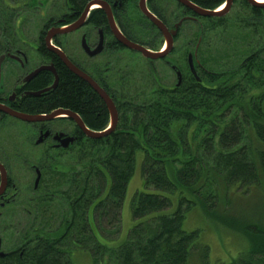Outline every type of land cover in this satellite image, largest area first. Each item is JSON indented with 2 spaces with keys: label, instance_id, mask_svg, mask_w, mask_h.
<instances>
[{
  "label": "trees",
  "instance_id": "trees-1",
  "mask_svg": "<svg viewBox=\"0 0 264 264\" xmlns=\"http://www.w3.org/2000/svg\"><path fill=\"white\" fill-rule=\"evenodd\" d=\"M196 1L216 8L223 0ZM6 3L0 6V30L13 32L18 6L6 11ZM250 11V19L264 26V6ZM259 32L264 39V28ZM234 66L226 71L202 66L197 78L184 73L180 85L158 84L124 95L117 127L92 138L86 145L88 158L73 171L79 172L75 184L82 191L66 195L83 206L81 218L37 230L35 250L27 244L23 256L0 258V264H75V246L89 250L97 264L105 256L114 264H186L194 249L208 253L207 246L196 242L199 229L184 226L197 206L250 242L230 264H264V206L230 212L233 191L264 181V43ZM89 92L93 88L86 81L63 69L53 93L38 100L44 108L74 107L93 128L103 130L110 121L108 107ZM138 152L144 188L131 201L138 222L124 242L110 246L101 239L122 226ZM38 193L37 216L47 220L52 201L46 191ZM106 222L112 228L108 236L102 233Z\"/></svg>",
  "mask_w": 264,
  "mask_h": 264
},
{
  "label": "flooded vegetation",
  "instance_id": "flooded-vegetation-1",
  "mask_svg": "<svg viewBox=\"0 0 264 264\" xmlns=\"http://www.w3.org/2000/svg\"><path fill=\"white\" fill-rule=\"evenodd\" d=\"M90 1L64 0L60 9L61 5L55 4L58 7L55 11L49 10L48 1L26 2V6L34 9L26 16L28 19L43 18L37 37L35 33H27L28 28L25 29L23 25L28 19L24 15H21L22 19L19 16L15 19L13 32L0 30V57L5 55L0 79V104L8 108L7 111L0 109V251L4 252V255L0 253V258L23 256L27 244L35 250L37 217L34 211L45 172L55 171V167H58L56 160L73 159L83 154L86 145L92 143V138L95 139L86 132L79 119L89 129L100 131L88 123L80 110L68 105L44 108L38 99L53 93L60 82L61 70L67 69L93 88L89 97H100L107 105L91 82L75 72L59 53L49 47L47 37L50 36L51 43L65 54L73 67L87 73L108 93L119 111L121 98L126 93L131 94L133 84L138 79L124 65L125 62L130 66V62L120 56L121 51L128 55L125 50L134 49L118 39L117 30L130 40L153 49L165 43L163 32L143 10V3L170 31L177 30L169 54L175 51L176 39L182 35V22L176 27L179 21L195 22L204 32L201 17H221L200 14L180 0H173L174 4H170V0L167 3L165 0H100L102 5L96 2L86 13ZM191 1L203 9H221L228 0H223L216 8H206L196 0ZM236 1H231L228 12ZM38 2L43 4L41 9L37 8ZM240 2L242 6H255L248 0ZM106 6L114 21L109 17ZM187 9L192 13L174 20L175 16ZM195 37L196 32L188 37L187 44L190 47L194 45L197 50ZM56 110H62V113L54 115ZM3 172L6 181H3ZM31 172L32 177L28 175ZM32 190L34 195L31 196ZM43 190L53 200L55 190L60 191V188L43 186Z\"/></svg>",
  "mask_w": 264,
  "mask_h": 264
},
{
  "label": "rangeland",
  "instance_id": "rangeland-1",
  "mask_svg": "<svg viewBox=\"0 0 264 264\" xmlns=\"http://www.w3.org/2000/svg\"><path fill=\"white\" fill-rule=\"evenodd\" d=\"M46 1H48L47 7L49 10L54 11L58 8L55 4L63 5L64 3V0H39L40 3ZM167 1L168 0H165V3H167ZM174 1L170 0V4L171 2L174 4ZM6 2L7 0H0V6L3 7ZM26 2L30 1L8 0L5 10L8 11L9 8L11 9L19 6L14 9V18L18 19L20 17L22 19L21 15L26 17L31 11H34L32 7L26 6ZM33 2L34 0H32V3ZM39 2L37 8L41 9L43 4L40 5ZM250 8L251 7L249 6H242L240 0H237L232 10L230 12H225L221 17H201L202 19L200 23L204 28V32L199 30L197 23L190 20L182 21V35L176 39V49L172 54H169V52L164 57L149 58L137 50H125L128 52V55H126L121 51L120 56H123L131 64L128 66V64H125L124 62L125 67L128 71L132 70L134 76H137L138 79L133 84L131 95L135 89L139 91H147L154 86H158V84L173 86L178 80V72L176 69L183 71L189 76L191 73L189 61L190 54L193 55L194 65L197 67V73L200 72L202 66L217 71H226V69L232 68L235 64L234 67H236L237 64L249 54L252 47L258 48L260 42L264 43V39L259 32V30L262 32L264 26L258 23L259 20L255 21L250 19L252 17L251 11H249ZM137 12H139L138 9ZM191 13L192 12L188 9L184 13L182 11L179 16L177 15L174 17V20L178 21L184 14ZM26 18L28 19L29 17ZM41 23H43V18L38 17L36 20H26V24L23 26H25V29L28 28V34L34 35L35 33V37H37V31H39ZM195 32L196 40H194V43L198 41L196 45L197 50L194 48V45L190 47L187 44L188 37ZM143 38L146 39L145 37ZM30 40L34 41L35 39ZM147 40L150 41V39ZM160 47L161 46H156V49H159ZM123 61L125 60L123 59ZM126 94L129 95L128 93ZM3 130L5 129L3 128ZM89 152L90 151L85 149L83 154L73 159L66 158L56 160L55 163L58 164V167H55V171L45 172L43 180L44 184H42V190H39V192H45L43 186H55L60 188V191L55 190L56 197L51 200V214L47 216V220L39 219L36 206L34 212L37 217L36 227L38 231L53 229L59 224V222L61 223L65 221V223L71 224L81 218L83 206H77L73 203L72 197L66 195V192L70 190L67 193L74 196L76 190L82 191V187L80 185L76 187L75 184L77 180L76 178H78L76 174L79 172L73 171L75 168L79 167L78 165L86 161L88 158L87 153ZM141 157L142 153L138 152L136 172L132 176L128 185L121 211L122 219L120 223L122 226L118 232H115L116 229L113 228L114 231L112 234H108L110 235V238L101 239L103 243H107L110 246H118L124 242L129 230L138 222V220L132 215L131 201L136 192L144 188L141 173ZM28 175L32 177L33 172L28 173ZM83 180L84 179L82 178L81 181ZM30 194L31 196L34 195L33 190ZM227 197V195L224 196V198ZM230 200V212L239 213L242 210L253 209L255 206H257L258 211L262 210L264 206V181L258 185L249 184L241 190L233 191L230 194ZM33 201L36 203L35 198ZM76 210L78 212H76ZM258 216L259 218H262L261 214H258ZM184 222V226L187 230L199 229V235L196 238V242L200 243L201 246L205 245L208 247L207 256L204 255V252H199V249H194L186 264H230L238 257L240 252L248 249L250 242L246 238L240 235L238 231L230 229L213 218L207 217L199 206L195 207L188 213ZM111 229L110 224L106 222L102 233L105 234V236H108L106 234L107 232L110 233L109 230ZM71 256L75 264H97L94 263L91 252L82 247L75 246ZM100 264L114 263H111L105 256L104 259L100 260Z\"/></svg>",
  "mask_w": 264,
  "mask_h": 264
},
{
  "label": "water",
  "instance_id": "water-1",
  "mask_svg": "<svg viewBox=\"0 0 264 264\" xmlns=\"http://www.w3.org/2000/svg\"><path fill=\"white\" fill-rule=\"evenodd\" d=\"M180 1L183 4L187 5L188 7L196 10L200 14H203V15H212V16H221L225 12L228 11L232 0H228L227 1V4L223 5L224 8H221V9H203V8L197 6L191 0H180ZM248 1L252 5H255V6L256 5L257 6H264V2L259 1V0H248ZM96 2L99 5H102V2L100 0H92L87 5L86 13L89 11V9L91 7H93V5H95ZM142 8L149 15V17L153 20V22H155L157 24V26L159 27V29L165 35V38H166V45L165 46H166V48L164 50L163 49H161V50H153V49H151V48H149V47H147V46H145V45H143V44H141L139 42L130 40L125 35H123L122 32H120L119 30H117L118 39L121 42H123L125 45L133 48L134 50L140 51L146 57H149V58H160V57H164L173 48L174 35H175V33H177V30H173V32L170 31L168 29L167 25L161 19L157 18L153 13H151L148 10L147 6H145V3H143ZM106 9H107V12H108L109 17L111 18V20H113V15H112L111 11L108 9L107 6H106ZM181 22H182V20L177 23L176 27L179 26L178 24H180ZM47 41H48L49 47L51 49L55 50L57 53H59L71 65V67L73 68V70L75 72H77L80 76L88 79L91 82V84L94 86V88L99 92V94L107 102L108 108L110 110L111 122H110L109 126L106 129H104L102 131H94V130H91L84 123L83 120L79 119L80 124L85 128L86 132L89 135L93 136V137H102V136H105V135L109 134L110 132H112L116 128V125H117V122H118V118H119L118 110H117V107H116L113 99L108 95V93L103 88H101L95 81H93L92 78L87 73H85L84 71H81L80 69H77V68L73 67V65L67 59V57L65 56V54L58 47H56L55 45H53L51 43L50 36L47 37ZM4 58H5V55H2L0 57V79H1V75H2V62H3ZM189 61H190V65H191L192 70H195L194 60H193V55L192 54L189 55ZM177 72H178V78H179V80H178L177 83H178V85H180L181 82H182V75H181V71L179 69H178ZM0 109H3V110H6L7 109L8 110V108L7 107L5 108L2 104H0ZM61 111L62 110H56L54 112V115L57 114V113H62ZM63 113H65V112H63ZM3 181H6V178L4 177V172H3ZM3 184H4V182H3ZM3 184H2V186H3ZM0 248H1V241H0ZM0 253H1V255H4V252L0 251Z\"/></svg>",
  "mask_w": 264,
  "mask_h": 264
},
{
  "label": "bare ground",
  "instance_id": "bare-ground-1",
  "mask_svg": "<svg viewBox=\"0 0 264 264\" xmlns=\"http://www.w3.org/2000/svg\"><path fill=\"white\" fill-rule=\"evenodd\" d=\"M33 262V261H32Z\"/></svg>",
  "mask_w": 264,
  "mask_h": 264
}]
</instances>
